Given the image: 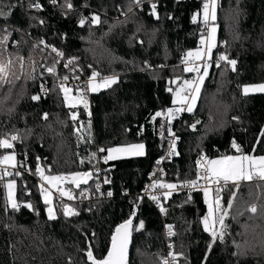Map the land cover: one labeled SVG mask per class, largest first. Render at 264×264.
Returning a JSON list of instances; mask_svg holds the SVG:
<instances>
[{"label": "trees", "instance_id": "obj_1", "mask_svg": "<svg viewBox=\"0 0 264 264\" xmlns=\"http://www.w3.org/2000/svg\"><path fill=\"white\" fill-rule=\"evenodd\" d=\"M36 2L0 0V8L10 12L0 17V36L6 34L4 29L10 33L0 45V60L12 61L7 76L11 84L0 87V138L21 137L12 143L16 159L29 172L4 179L16 180L18 210L8 205L4 180L0 181V264H91L86 255L89 247L97 258L106 256L116 227L133 212L127 264H161L162 218L151 202L138 198L148 173L167 150L169 129L179 137L175 145L179 155L166 163L169 183L196 178L199 152L212 159L239 154L232 148L233 141L244 154L264 155V92H242L244 85L264 82V0H216L217 44L211 60L228 54L238 60L237 70L226 69L224 62L211 66L195 110L180 112L171 123L166 115L152 118L156 112L175 109L172 92L167 90L170 81L191 76L183 70L184 56L199 47L201 25L193 16L201 13L204 0H143L138 7L132 5V12L127 11L132 0H71L72 9L62 7L64 0L55 6L50 0H38L41 8L29 7ZM152 3L157 4L159 19L152 15ZM93 14L100 16L99 24H79L82 16ZM41 40L62 51L64 58L55 63L49 47H36ZM222 41L228 42L227 47ZM72 57L78 58V64L70 66L76 67L75 72L64 67ZM54 63L55 73L47 72ZM93 69L119 79L91 93L88 117L83 107L67 104L54 86L58 78L91 76ZM41 85L49 91L32 100ZM73 112L76 121L70 118ZM89 120L90 136L85 131L82 139L75 129L78 122L87 128ZM197 120L200 123L191 129L189 125ZM135 143L145 145V155L101 163L111 196L69 203L53 199L57 218L49 219L33 177L38 163L48 175L92 172L97 156L91 162L88 158L98 148ZM7 151L11 150L0 149V155ZM95 178L81 183L78 190L88 188ZM233 190L229 183L223 191L225 206ZM28 203L33 207H26ZM254 203L258 205L255 215L247 211ZM62 204L79 214L65 216ZM262 204L264 182H241L225 220L227 234L209 250L211 233L202 221L208 214L203 191L179 190L162 197L160 210L163 205V218L173 226L175 252L183 253L176 264H264Z\"/></svg>", "mask_w": 264, "mask_h": 264}, {"label": "snow or ice", "instance_id": "obj_2", "mask_svg": "<svg viewBox=\"0 0 264 264\" xmlns=\"http://www.w3.org/2000/svg\"><path fill=\"white\" fill-rule=\"evenodd\" d=\"M143 0H132V4L128 6L127 11L132 12L133 7L132 5H136L137 7L142 4ZM50 3L54 6L57 5L58 0H50ZM12 7V6H9ZM29 7L32 8H41L42 5L37 2L31 3ZM62 7L66 9H72L73 5L71 0H64V4ZM152 15H154L157 19H159V15L156 11L157 4H151ZM10 15V12L6 13L0 8V17H6ZM126 15V13H125ZM202 15L203 23L206 26H210L209 30L201 36L200 44L205 45L206 48L197 49L195 52L189 51L186 53V58L184 63L186 66L184 68L185 72L189 73H196V76L192 80H183L179 82V77L176 78L174 81H170V83H176L177 88L175 91L176 100L174 103H179L181 107L173 109L168 108L165 112H156L155 116H153V120L156 117L160 116H167L169 118V123H171V119H174L180 112L187 111L189 113L193 112L196 108L197 101L200 98L202 87L204 84L205 79L208 77L209 72L208 68L211 66L208 61H211V52L212 49L216 47V0H204L202 14L200 12L196 13L193 16V21H196L197 17ZM90 22L92 24H99L100 16L93 14L89 17L82 16L79 20V24L83 26L85 23ZM40 24H44L45 21L40 20ZM6 34L0 36V45L5 44L10 36V33L7 29L3 30ZM238 38V37H236ZM142 43V41H141ZM227 47L228 42L222 41ZM39 45H45V47H52V51L57 53V56L60 58H64V53L62 51L57 50L55 47L47 45L45 41L41 40L36 47ZM22 61V57L18 58ZM197 62H203L202 64H198ZM225 63V68L227 69L230 67L232 71L237 70V63L238 60L234 58H230L228 54H221L216 61V66L219 67L220 63ZM12 61L9 59L7 63L3 60H0V87L4 84H11V81L7 79L9 75V66L11 65ZM55 63H59L56 61ZM55 63L52 67L47 68V72L55 73ZM78 64V58L72 57L67 60V63L64 64L65 68H70V66H76ZM145 65L147 68H151V65H148V62L145 61ZM92 66L89 65V68ZM201 67H203V72L201 74ZM71 71L75 72L76 67H71ZM42 75V74H41ZM35 78V77H32ZM74 79L78 80L79 76L73 77ZM99 78V82L97 80ZM60 80L54 87L59 89L63 93V98L69 105L73 108L76 107L75 103H72L73 100H76L77 103L83 104L84 108L87 109L89 107L88 101L86 99L88 92H98L102 88H109L113 84L118 82V76L112 77H104L101 76L99 72L95 69L92 70L91 76L89 77L88 81H86L83 85H76L75 91L77 96H72L71 93L73 92V88L67 87V83L69 77L67 75L63 76L62 78H58ZM42 93L47 94L49 91L45 89L43 85H41ZM169 92H172L173 89L169 87L167 89ZM242 91L244 95L249 94L250 92H264V83L261 84H254V85H244L242 87ZM32 100L38 101L41 99L40 95H33L31 97ZM91 113L89 112V116ZM48 114L45 113L43 118L47 119ZM73 121L77 120V114L75 112L72 113L70 117ZM233 119H238L234 117ZM200 123L199 120L195 121L189 127L193 130L196 129L197 125ZM163 125H161V135H163ZM90 128H91V121L89 120L87 128L84 127L83 123H81V127L75 129V133L83 137V132L88 131L90 136ZM169 137H170V155H179V153L175 150L176 141L179 137L176 136L174 132L169 129ZM21 137L17 135H11L10 137L0 138V149L3 150H11L8 154L0 155V166H11L12 168L17 167V160H16V153L14 151V144L12 142L19 141ZM145 145L143 143L139 144H130L123 147H111V148H99L98 152L104 153L106 152L107 155L103 156V160L105 163L109 160H113L117 158L116 154L124 153L131 156H143L145 155L144 152ZM232 148L239 154L236 155H223L218 158L212 159L208 158L206 155H201L197 161V176L195 179H186L181 184L176 183H165L160 180L153 181L149 188L156 189L160 188L163 191L162 195L164 198H167L172 195V191L176 190L178 187H185L189 189H198L201 188L200 181L203 180L205 182L202 191L204 193L205 199L208 201V214L202 218L203 225L206 231L211 233V243L209 244V250H211L212 245L217 241H223L225 235L227 234L228 225L225 223L226 218L230 215V210L233 208L234 202L237 198V194L241 185V182H251L254 180L264 182V155H254V154H244L239 144L235 141L232 143ZM97 153H92L91 156L88 158L89 162L92 159L96 158ZM39 157H37V161L39 162ZM23 164V161L19 162ZM83 163V161H81ZM159 163V161L157 162ZM48 170L50 171V166H48ZM99 171V169H97ZM36 173L42 178V180L47 181L48 185L51 189H54L57 193H59V197L63 200L64 197H67L69 200L75 199V195L73 194V189L68 188L65 189L61 187L62 183H71L75 185L76 188H79L81 183L87 184L88 180L92 177L91 172H76L71 173L68 175H46L45 168L40 167L39 163L36 168ZM13 173L7 170V167L0 168V181H3L6 177H11ZM16 175H20L19 172ZM155 175V173H153ZM106 183L108 181H105ZM231 183L234 186V190L231 192L229 200L226 204L221 203L220 193L225 186ZM8 190V202L10 207L13 210H18L21 205L17 202L15 198V180H8L7 184L5 185ZM100 185L96 184V188L99 189ZM40 190L43 193V198L45 204L48 206V216L49 219L54 220L56 219L55 210L53 207V196L52 192L49 190V187H45L43 184L40 185ZM147 191V189H146ZM215 192V198L212 199L210 194ZM81 196L84 195L83 192L80 193ZM108 196H111L112 193L108 192ZM138 199H142L138 198ZM154 201L159 202L161 197L153 195L151 197ZM28 208H32L33 205L28 203L25 205ZM260 211L264 214V204L259 206ZM62 210L65 216H74L78 215L79 213L70 205H63ZM91 210V209H89ZM161 211L166 212V209L161 205ZM247 211L255 215L258 211V205L252 204ZM242 215L243 213H238ZM136 213L133 212L130 214L129 219L125 220L123 223L118 225L111 237V248L108 251L107 255L102 258H97L93 251L91 250V246L87 251V259L91 261V264H127V253H128V246L130 243V237L132 232L133 226V217H135ZM217 225L219 227H217ZM144 227V222H139V228L142 229ZM168 234L169 236L175 235L173 231V226L168 225ZM174 247L170 245V248ZM239 247V246H237ZM183 255V253H176L170 252L169 256L171 258L172 264H176L177 256ZM162 264H169L168 258H162Z\"/></svg>", "mask_w": 264, "mask_h": 264}, {"label": "built area", "instance_id": "obj_3", "mask_svg": "<svg viewBox=\"0 0 264 264\" xmlns=\"http://www.w3.org/2000/svg\"><path fill=\"white\" fill-rule=\"evenodd\" d=\"M202 9H203V5L201 6V14H202ZM196 21L201 25L202 35L205 34L208 31V26H206L203 23L202 15L200 17H197ZM199 47L206 48L205 45H201L200 44V41H199ZM49 50L52 51V47H49ZM52 52L55 54L56 60L57 61H60V57L57 56V53L54 52V51H52ZM220 55L221 54H218L217 57H216V59L214 61L211 60V61H208V63H210L211 66H215L216 67V61H217V58ZM197 63L198 64H202L203 62H197ZM186 66H191V65H186ZM211 66L209 68H211ZM202 72H203V67H201V74H202ZM195 76H196V73H191V77H190L191 80ZM89 77L90 76H79V79L78 80H76L74 78H71V79L69 78L68 83H67L66 86L73 88V91L76 93L75 86L78 85V84L79 85H83L86 81H88ZM104 77H112V76H104ZM97 80L99 82V78H97ZM59 82H60V80H58L57 83H59ZM44 88H45V86H44ZM91 93L92 92H88L87 97H86V99L88 101V104H89V107L87 109L84 108L83 104L77 103L78 106H81V107H83L85 109V112H86V114H87L88 117H91V115L89 116V112L92 113V106H93V103H92V100H91ZM38 95H40V96H44L45 95V94L42 93L41 87L38 90ZM177 116L179 117V114ZM79 127H81V122H78V125H77L76 128H79ZM173 132L175 133V130ZM170 142L171 141H170V138H169V140H168V147H167L166 152L160 158L157 159L156 166H154L153 169L148 173L146 182L144 183V185L142 186V188H140L139 196L142 197L143 199H146L149 202H151L155 206L156 210L159 212V214H160V216L162 218V236H163V256H162V258H168L169 259V264H172V261H171V258L169 256V253L170 252H173V251L175 252V248L174 247H171L170 248V245L174 246V242H173L174 235L169 236V234H168V227L167 226L169 224H167L165 222L164 218H163V213L160 210V201L157 202V201H154L153 199H151V197L153 195L159 196V197L162 198L163 197L162 193L165 190L160 189V188H156V189L149 188V185H151L152 182L153 181H156V180H160V181H163L165 183H169L165 179L166 176H167V174H168V169L166 168V165H167L166 163L171 159V157L174 156V155H170L169 154V152H170ZM177 142H178V140L176 141V143ZM202 154H203L202 152L197 153V155H196V161H197V159ZM158 161H159V163H157ZM17 162L18 163H17V167L16 168H12L11 166H0V168L7 167V170L8 171H11L13 173L12 176H15V177L22 176V174H24V173L29 174L28 171L27 172L24 171L23 164H20L19 163L20 162L19 160H17ZM97 163H98L97 166L91 172L92 174H94V177H96V178L94 179V182L91 183L88 188H84V189L78 190V188H76L75 185H73L71 183H62L61 184V187L65 188V189H68V188L73 189V194L76 197L73 200H69L67 197H64L63 200H61L60 197H59V193H57L54 189H51L50 186L48 185L47 181L42 180V178L36 172L33 174V177H34L36 183L38 184L39 189H40V185L41 184H43L45 187H49V190L52 192L53 199L54 200H58V201H62L63 203L76 202L78 200L85 201L90 196L97 197V198H103V197L108 196L107 195L108 192H111L112 193V191L109 188H106L105 187L106 184H107L105 182V181H107V178H106V176L103 173L105 172L104 170L106 168H102L101 167V163H105L104 160H103V157H100L99 159H97ZM97 169H99V171H97ZM197 171H198V168H197ZM17 172H19L20 175H16ZM153 173H155V175H153ZM46 175H48V174H46ZM63 175H68V174H63ZM94 177H91L88 180L87 183H89V181L92 178H94ZM255 181H258V180H255ZM96 184H99L100 185L99 189L96 188ZM204 184H205V182L203 180H201L200 181L201 188H198V189H189V188H185V187H178L176 190H173L172 192L179 191V190H184V191H187V192H192V191H195V190H202ZM227 186H225L223 188V190L221 191V193H220V198L221 199L223 197V191L225 190V188ZM146 189H147V191H146ZM81 192L84 193L83 196L80 195ZM215 195L216 194L213 191L211 193L212 199L215 198ZM161 264H162V259H161Z\"/></svg>", "mask_w": 264, "mask_h": 264}, {"label": "rangeland", "instance_id": "obj_4", "mask_svg": "<svg viewBox=\"0 0 264 264\" xmlns=\"http://www.w3.org/2000/svg\"><path fill=\"white\" fill-rule=\"evenodd\" d=\"M216 25V24H215ZM209 27L210 26H208V30H209ZM216 28H217V25H216ZM201 40V39H200ZM216 44H217V31H216ZM202 47H197V48H195V49H193V50H190V51H193V52H195L197 49H201ZM213 50V49H212ZM189 52V51H188ZM186 58V54H185V56H184V59ZM185 67H186V65H185ZM183 70H184V68H183ZM210 70V68L208 69V71ZM110 76H114V75H110ZM115 76H117V75H115ZM191 77V76H190ZM185 78V79H187V80H191V78ZM185 79H183V80H185ZM174 80H176V78H173V80L172 81H174ZM183 80H179V82H182ZM261 83H264V82H261ZM261 83H253V84H248V85H254V84H261ZM172 86H171V88L173 89V91H172V102H173V104L175 105V109L176 108H179V107H181V105L179 104V103H174V101L177 99L176 98V96H175V91H176V88H177V84L176 83H172L171 84ZM243 92V91H242ZM250 93H258V92H250ZM71 95L72 96H77V94L73 91L72 93H71ZM67 104H69L68 102H66ZM72 103H75L76 105H77V101L76 100H73L72 101ZM182 112H184V111H182ZM187 112V111H186ZM135 144H139V143H135ZM130 145V144H129ZM123 146H127V145H122V146H114V147H123ZM8 152L9 151H7L5 154H8ZM4 154V155H5ZM106 155H107V153H106ZM117 155V158L116 159H119V158H127V157H135V156H131V155H127V154H124V153H120V154H116ZM116 159H113V160H116ZM8 180H14V179H11V178H9V179H6V180H4V188H5V194H6V200H7V203H8V205H10L9 204V202H8V190H7V188H6V184H7V181ZM15 182H16V180H15ZM16 186H17V183H16ZM16 186H15V192H16ZM42 200L44 201V198H43V193H42ZM48 208V207H47ZM207 209H208V205H207ZM47 215H48V211H47Z\"/></svg>", "mask_w": 264, "mask_h": 264}, {"label": "bare ground", "instance_id": "obj_5", "mask_svg": "<svg viewBox=\"0 0 264 264\" xmlns=\"http://www.w3.org/2000/svg\"><path fill=\"white\" fill-rule=\"evenodd\" d=\"M101 148V147H100ZM99 149V148H98ZM106 154H102V153H100V152H98V150H97V159H99L100 157H103V156H105Z\"/></svg>", "mask_w": 264, "mask_h": 264}, {"label": "water", "instance_id": "obj_6", "mask_svg": "<svg viewBox=\"0 0 264 264\" xmlns=\"http://www.w3.org/2000/svg\"><path fill=\"white\" fill-rule=\"evenodd\" d=\"M120 225V224H119ZM133 226H134V219H133ZM133 226H132V229H133ZM130 240H131V237H130ZM129 245H130V243H129ZM110 248H111V243H110V247H109V250H110ZM128 249H129V246H128ZM108 250V251H109ZM127 262H128V253H127Z\"/></svg>", "mask_w": 264, "mask_h": 264}]
</instances>
